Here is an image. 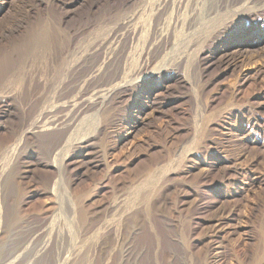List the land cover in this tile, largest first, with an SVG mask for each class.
<instances>
[{
  "label": "rangeland",
  "instance_id": "374dc122",
  "mask_svg": "<svg viewBox=\"0 0 264 264\" xmlns=\"http://www.w3.org/2000/svg\"><path fill=\"white\" fill-rule=\"evenodd\" d=\"M90 1L0 0V264H264V0L202 29L115 0L73 32ZM44 114L94 115L90 160Z\"/></svg>",
  "mask_w": 264,
  "mask_h": 264
},
{
  "label": "bare ground",
  "instance_id": "6f19581e",
  "mask_svg": "<svg viewBox=\"0 0 264 264\" xmlns=\"http://www.w3.org/2000/svg\"><path fill=\"white\" fill-rule=\"evenodd\" d=\"M133 0H124L123 1V3L124 4H127V3H130V2H132ZM139 1V0H138ZM169 0H158V2H157V4L155 5V6H153L154 7V9H153V12L154 13H158V12H161V14H163L162 16H164V14H166V13H168L169 11H172L173 9L170 7V5H169V2H168ZM179 2H181V1H183V0H178ZM185 1H187L186 2V4H185V6L186 7H184L185 9H184V12L185 13H187V8L188 7H190V10H191V12H189L190 14V16L191 17H195L194 18V22L191 24V26H190V23H189V28H191V27H193L192 25L194 24V29H202L203 27H205V26H207V25H209V24H211V23H213V22H215L216 20H218V19H220L222 16H224L225 14H227L228 12H230V11H232V9H235V6H238V5H242V6H244V5H248V3H251V2H253V1H255L256 2V0H234V1H231V0H227L225 3H221V1L220 0H185ZM258 1V0H257ZM116 1L115 0H93V1H90L88 4H87V11H86V13H84V14H82V15H77V13H73V12H71L70 13V15L71 16H73V17H76V20H75V23L73 24V32H77V31H79L80 29H85V28H87L97 17H98V15L101 13V11H102V7H107L108 8V10H111V9H113V8H115V6H116V3H115ZM178 2V3H179ZM155 3V2H154ZM182 3H184V2H182ZM192 3V4H191ZM171 4V3H170ZM191 5V6H190ZM207 5H209L208 7H207ZM135 6V5H134ZM179 6V5H178ZM151 7V6H150ZM205 7V10L203 9ZM241 9V8H240ZM141 10V9H140ZM189 10V11H190ZM113 11V10H112ZM124 12V11H123ZM133 12V11H132ZM173 12V11H172ZM235 12V11H234ZM161 14H160V16H161ZM229 14V13H228ZM137 15H138V17H139V15H140V13H135V14H133L132 16H130L129 18H127V20L125 21V25L127 26V27H131L129 30H134V33L136 32V28H137V26L136 25H134V23H135V21H136V19H137ZM161 16V17H162ZM158 17V16H157ZM68 18V15L66 16V19ZM190 18V17H189ZM191 19V18H190ZM119 20V19H118ZM161 20H163V19H161ZM124 21V20H123ZM112 24V23H111ZM161 24V23H160ZM166 24V23H165ZM175 25V24H174ZM173 25V26H174ZM155 26H156V24H155ZM182 26V25H181ZM184 26V25H183ZM179 28V27H178ZM187 28V27H186ZM171 30H172V27H171ZM191 30V29H190ZM190 30H188L189 31V33H190ZM138 33V32H137ZM177 33V32H176ZM186 33V32H185ZM196 33H198V32H196ZM216 33V32H215ZM183 35H184V33H183ZM118 36V32H116V33H113L112 32V35L110 36V39H113L112 40V42H111V44L109 45V48L107 49V53L108 54H111V51H113L112 53H114V48H113V50H112V45L114 44V41L116 40L115 38ZM101 37V36H100ZM102 38V37H101ZM158 38V37H157ZM177 38V37H176ZM119 39V38H118ZM171 39V38H170ZM174 39V38H173ZM106 41V40H105ZM181 42H183V40H180ZM120 42H122V41H120ZM150 42V41H149ZM113 43V44H112ZM151 43V42H150ZM149 43V44H150ZM248 43H251V41L250 40H245V42H243V45L245 46V45H247ZM79 44V43H78ZM103 44V43H102ZM166 44V43H165ZM178 44V43H177ZM85 45V44H84ZM114 46H115V44H114ZM117 46H119V45H117ZM169 46V45H168ZM176 46V45H175ZM115 48H117V47H115ZM120 48V47H119ZM165 48V47H164ZM181 48V47H180ZM182 49V48H181ZM116 50V49H115ZM184 51V50H183ZM87 52H89V51H86L85 53L87 54ZM171 52H172V50H171ZM83 54H84V52H83ZM90 54V53H89ZM105 54V53H104ZM108 54H106V58H108L107 57V55ZM30 55H31V53H30ZM109 56V55H108ZM184 56V55H183ZM84 57V56H83ZM111 57V56H110ZM109 57V58H110ZM82 58V57H81ZM108 58V59H109ZM185 58V57H184ZM106 60V59H105ZM106 62V61H105ZM112 62V61H111ZM86 63V62H85ZM100 65V64H99ZM98 65V66H99ZM105 65V64H104ZM79 66V65H78ZM103 66V65H102ZM108 66V65H107ZM129 67V66H128ZM79 68V67H78ZM100 68V67H99ZM101 68H103V67H101ZM69 69V68H68ZM124 69H125V66L122 68V71H120L122 74L121 75H119V78H120V76H121V81H120V83L119 82H116V83H119V84H116V86L114 87V89L112 90V91H110V89H109V87H112L113 85H115L113 82V85L112 86H108V89H109V91H110V93H112V95H114V96H116V97H121L123 94H125V93H128L129 91V88H128V83L126 84L125 82L124 83H121L122 82V79H124V75H125V71H124ZM95 70H96V68H95ZM100 70V69H99ZM94 71V70H93ZM96 71H98V70H96ZM95 71V72H96ZM99 72V71H98ZM142 72V68H140V69H138L137 71H136V73H141ZM81 73V72H80ZM94 72H92V73H90V74H92V75H94V76H96V74H93ZM119 73V72H118ZM99 74H100V72H99ZM98 75V74H97ZM132 75V74H131ZM134 75V74H133ZM137 75H139V74H137ZM155 75V73L154 72H150V73H146L145 75H142V76H139V77H137L136 79H135V81H139V82H141L142 80H144V79H146V78H150V77H152V76H154ZM133 77H135V75L133 76ZM117 78V77H116ZM10 79V78H9ZM86 79V78H85ZM84 79V80H85ZM87 79H88V77H87ZM113 79H115V77L113 76ZM110 80V79H109ZM116 80V79H115ZM114 80V81H115ZM119 80V79H118ZM86 81V80H85ZM110 81H112V78H111V80ZM134 81V82H135ZM130 82V81H129ZM12 85V84H11ZM132 86V85H131ZM130 86V87H131ZM107 89V88H106ZM105 89V90H106ZM112 89V88H111ZM99 90V89H98ZM94 91H95V87H94V89H93V92L92 93H94ZM128 91V92H127ZM100 92V91H99ZM107 93H109V92H107ZM103 94V93H102ZM102 94H100L101 96H102ZM105 94V93H104ZM93 95V94H92ZM98 96H99V94H97ZM97 96V97H98ZM106 96H108L107 94H106ZM110 96V95H109ZM95 97V96H94ZM102 97H104V96H102ZM113 98H115V97H113ZM104 99H106V98H104ZM107 99H109V98H107ZM1 101V100H0ZM102 101V100H101ZM97 102V101H96ZM103 102V101H102ZM3 103H6V101L5 100H3V101H1V104L3 105ZM154 103V102H153ZM102 104V106H103V103H101ZM100 104V105H101ZM61 105H63V104H61ZM99 107V106H98ZM82 108H84V107H82ZM142 108V107H141ZM98 110H100V108L98 109ZM49 111V110H48ZM52 111V110H51ZM144 111V110H143ZM10 112V111H9ZM8 112V113H9ZM53 112V111H52ZM51 112V113H52ZM49 113V112H48ZM45 115L46 114H44V118H45ZM48 115H50V113L48 114ZM54 114H52L51 116H48V120H47V117L45 118V120L47 121V122H43V124L42 125H44L45 124V127H44V131H45V129H47L48 127H50V128H52V129H55V131L56 132H58V130L60 129H62L61 131L64 133V136H63V139L61 140L62 142H61V144L60 145H58L57 146V148H56V150H55V155L57 156V157H59L60 155H61V153L67 148V147H69V145L71 144V146L70 147H73L74 149H75V151H77V155H79L78 156V162H80V163H83V162H85V161H88V160H90V157H89V155H90V151H91V146L92 145H94V143H93V137H94V134H85L84 136H82V137H80V138H78V139H75L74 140V135L75 134H77V132H78V130H81L84 126H86V125H91L90 123H91V121L93 120V118H94V115L93 116H83V117H80L79 115H78V117H76V121H74L73 122V120L74 119H69V121L67 122V121H64V122H66V123H62V122H58V120H56L57 119V117H54V116H56V114L53 116ZM95 115H97V113L95 114ZM47 116V115H46ZM41 117H43V116H41ZM53 118L54 117V121L56 120V122H58V123H56V124H51L50 122H48L49 121V118ZM50 118V121L52 120ZM73 118V117H72ZM100 118V117H99ZM42 119V118H41ZM39 123V122H38ZM37 124V123H36ZM101 124V123H100ZM39 127H41L40 125H39ZM43 127V126H42ZM88 128V127H87ZM99 128V127H98ZM35 129V128H34ZM36 130V129H35ZM37 130H38V128H37ZM36 130V131H37ZM42 131H43V129H41ZM51 130V129H50ZM89 130V129H88ZM98 131V130H97ZM60 141V140H59ZM57 144H59V143H57ZM54 151V150H53ZM92 152V151H91ZM55 157V156H54ZM57 157H55V158H57ZM88 159V160H87ZM107 164V163H106ZM63 168V167H62ZM60 170V169H59ZM61 170H63V169H61ZM60 172V171H59ZM60 188V187H59ZM58 188V189H59ZM56 189V188H55ZM135 196V195H134ZM70 202V207L71 206H73L71 209H70V212L71 213H73L72 211H74V205L72 204V202H71V200L69 201ZM60 212V213H59ZM61 213H63V211L61 212V209H60V211H58L57 212V214L54 216V214H53V216H54V221H53V223H51V227L50 228H48V230L50 231V232H52L53 230H54V228L56 227V225L59 223V217L61 216ZM61 225V224H60ZM46 242V241H45ZM42 245V244H41ZM44 247H45V245H44ZM22 251H28V252H32L34 255V257H36L37 255H41L40 254V252L42 251V246H40V247H33L32 245H31V242H29V243H27V245L26 246H24V248H23V250ZM17 255V254H16ZM20 255V254H19ZM3 262H5V261H3ZM12 261H10L9 263H11ZM30 262V261H29Z\"/></svg>",
  "mask_w": 264,
  "mask_h": 264
}]
</instances>
